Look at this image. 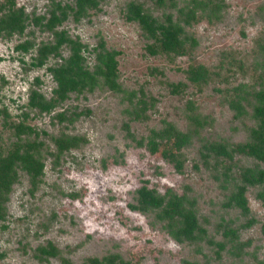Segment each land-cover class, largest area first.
I'll return each mask as SVG.
<instances>
[{
  "label": "rangeland",
  "instance_id": "rangeland-1",
  "mask_svg": "<svg viewBox=\"0 0 264 264\" xmlns=\"http://www.w3.org/2000/svg\"><path fill=\"white\" fill-rule=\"evenodd\" d=\"M5 1L0 0V17L8 12ZM132 1L161 21L168 13L179 21V9L200 13L204 18L197 22H180L194 47L176 57L149 54L153 40L126 19ZM13 2L29 20L22 35H0V151L17 140L4 127L5 119L21 123L34 132L20 134V140L41 144L44 167L36 190L18 170L6 219L0 222V264H63L59 258L36 260L35 248L47 242L72 264L112 256L125 264H264V182L245 184L246 212L227 204L235 185L243 184L241 171L249 169L257 177L264 163L239 154L200 157L204 142L231 147L249 141L256 127L250 107L243 118H233L224 93L241 84L256 90L264 84V0H165L161 7L153 0H102L88 16L78 22L70 17L55 30L85 47L82 55L91 72L100 43L118 53L119 90H109L98 78L92 90L71 93L49 113L29 107L30 93L52 98L56 84L48 68L70 51L63 46L61 57L34 66L38 47L54 43L55 37L30 19L47 16L57 2L73 1ZM25 42L27 52L15 49ZM195 65L220 73L200 92L184 74ZM178 82L186 88L173 94L168 83ZM166 124L192 135L181 150V173L150 150L151 140L161 142L153 133ZM195 126L199 131L193 135ZM57 138L71 140V148L60 153ZM142 188L162 198L185 195L198 230L182 235L178 219L169 220L161 209H133Z\"/></svg>",
  "mask_w": 264,
  "mask_h": 264
},
{
  "label": "trees",
  "instance_id": "trees-1",
  "mask_svg": "<svg viewBox=\"0 0 264 264\" xmlns=\"http://www.w3.org/2000/svg\"><path fill=\"white\" fill-rule=\"evenodd\" d=\"M72 5L57 2L47 11V16L33 17L30 21L34 26L42 28L53 34L54 43L42 44L37 49V56L33 58V65L42 67L50 56L61 57L60 52L63 46H66L70 55L62 63L48 68L56 84L52 98L46 100L44 96L36 91L30 93L29 107L37 109L40 113H49L58 104L66 101L71 93H80L86 90H92L97 84L98 78L103 79V84L111 91H118L117 83V60L118 53L107 51L100 43L101 50L96 51L94 71L91 72L85 65V59L82 55L84 46L78 40L72 39L65 31H56L68 18L72 17L75 22L88 16L89 11L98 9L102 0H72ZM157 6H164L165 0H153ZM54 3V2H52ZM3 5L8 9L7 13L0 17V35L5 36L13 34L22 35L28 25L29 16L22 9H15L13 0H6ZM213 10V9H211ZM179 21H173L172 16L165 14L164 21L158 20L150 13H146L143 5L132 1L126 7V19L136 21L144 34L149 36L153 43L148 45L147 51L151 55H165L167 57H176L188 53V47H194L193 38L185 35L180 22L189 25L204 18L200 13L192 9L178 10ZM218 11V10H217ZM219 12V11H218ZM196 14V15H195ZM210 16H206L209 18ZM217 18V17H216ZM196 20V21H195ZM189 41L190 45H187ZM30 48L29 42L17 45L16 50L27 52ZM264 50V47H262ZM241 63L239 67H241ZM264 66V63H263ZM247 71H243L246 73ZM184 74L189 83L195 86L198 92L202 91L215 77L220 73L210 71L209 69L195 65L189 66ZM249 74V73H247ZM250 75V74H249ZM252 75V74H251ZM255 84V82L253 83ZM168 87L173 94H181L186 88V84L178 82L176 84L168 83ZM246 84L233 87L232 90H226L224 100L226 105L233 111V118H243L247 113V107L252 109V117L255 120L256 127L250 130V140L237 143L227 147L221 143L204 142L201 146L200 157L207 161L212 153L216 157L224 156L232 159L233 155H243L254 158L264 163V84L258 89H247ZM190 105V104H189ZM193 106V104H192ZM191 120H197L192 116ZM167 127L160 133H153L154 139H160L156 144L151 140V152L159 154L163 159L173 163L177 172H182L183 163L180 161L181 150L190 143L192 135L182 133L174 126L166 124ZM4 127L13 131L17 140L14 141L5 151H0V222H4L7 215L6 203L8 194L12 185L17 181L18 170L25 171L31 180L32 190H36L43 176V163L40 159L41 144L35 141L20 140V134L29 135L34 132L33 129L23 126L21 123L15 124L5 119ZM198 127L195 126L193 135L198 133ZM198 130V131H197ZM55 144L60 153L71 148L72 142L67 138L55 139ZM229 150H228V149ZM233 162L230 161L231 164ZM235 164V163H234ZM230 170V169H229ZM257 177L249 169H243L240 173L242 185H235L234 191L227 198L229 206L240 207L244 212L247 211L246 201L243 196L245 184H254L264 182V171L256 172ZM236 189V191H235ZM139 199L133 209L147 210L150 207L161 209L162 215L173 220L178 219L181 232L180 234L190 235L194 230H198L197 218L192 207L186 206L185 195L177 196L169 193L167 198L155 196L152 192L142 188L138 191ZM34 257L39 262H47L52 258H59L63 264H72L70 260L61 256V251L51 242L45 245H39L34 250ZM88 264H125L118 261L117 257H107L103 260L90 259Z\"/></svg>",
  "mask_w": 264,
  "mask_h": 264
}]
</instances>
